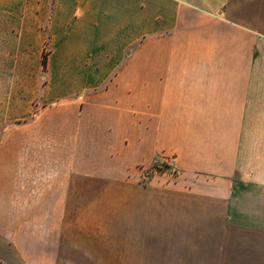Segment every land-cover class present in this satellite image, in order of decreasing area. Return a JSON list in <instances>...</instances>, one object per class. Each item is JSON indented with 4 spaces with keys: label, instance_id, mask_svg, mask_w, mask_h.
Segmentation results:
<instances>
[{
    "label": "crops",
    "instance_id": "obj_1",
    "mask_svg": "<svg viewBox=\"0 0 264 264\" xmlns=\"http://www.w3.org/2000/svg\"><path fill=\"white\" fill-rule=\"evenodd\" d=\"M44 22L58 63L110 66L89 72L103 86L77 113L57 108L53 180L43 198L18 202L26 210L5 228L0 264H95L66 242L67 215L108 218L111 190L137 233L150 220L229 225L232 264H264V0H0V56ZM163 160L179 189L137 182V166Z\"/></svg>",
    "mask_w": 264,
    "mask_h": 264
},
{
    "label": "rangeland",
    "instance_id": "obj_2",
    "mask_svg": "<svg viewBox=\"0 0 264 264\" xmlns=\"http://www.w3.org/2000/svg\"><path fill=\"white\" fill-rule=\"evenodd\" d=\"M38 29L26 34L28 42H24L27 45L24 48L22 33L15 32L13 47L3 48L7 52L6 61L5 55L0 56V241L6 226H16L10 222L12 217H20L26 210L17 206L18 202L43 198L46 192L41 185L53 180L49 175L54 169L57 108H67L62 115L68 114L71 106L77 113L88 95L103 86L101 80H91L89 72H107L110 66L89 63L78 65L77 69V65L58 63L46 22ZM93 83L99 85L92 88ZM65 162L62 160V164ZM153 164L137 166L139 184L180 188L171 162L163 160L155 170ZM78 179L82 184V178ZM120 193L111 190L103 195L110 205L108 218L99 217L100 208H77L75 212L71 209V215H67L75 224L69 231L72 238L66 242L76 247V251H93L87 258L95 264H101V258L104 264L233 263V229L229 225L220 231L207 228L199 232L198 223L185 228L182 220L175 218L173 228L166 230L167 227H156L157 223L150 220V230L140 234L138 229H133V223L125 224L121 218ZM85 194L68 193L74 202Z\"/></svg>",
    "mask_w": 264,
    "mask_h": 264
},
{
    "label": "built area",
    "instance_id": "obj_3",
    "mask_svg": "<svg viewBox=\"0 0 264 264\" xmlns=\"http://www.w3.org/2000/svg\"><path fill=\"white\" fill-rule=\"evenodd\" d=\"M162 162H163V161H157V162H155V163L153 164V166H152V170H155L156 167L161 166Z\"/></svg>",
    "mask_w": 264,
    "mask_h": 264
}]
</instances>
